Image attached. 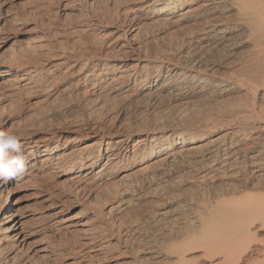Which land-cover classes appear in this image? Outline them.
<instances>
[{"label": "bare ground", "instance_id": "bare-ground-1", "mask_svg": "<svg viewBox=\"0 0 264 264\" xmlns=\"http://www.w3.org/2000/svg\"><path fill=\"white\" fill-rule=\"evenodd\" d=\"M98 1L60 0L61 12L76 15L71 24L67 20L68 27L61 22L66 13L56 10L57 40L47 24L16 15L14 0H0V132L20 137L26 161L22 176L0 181V264H25L21 256L33 253L48 258L55 250L45 239L57 232L81 239L78 254L71 253L72 261L65 264L106 262L115 251L113 239L103 240L101 233L80 231L61 219L62 202L47 193L51 189L35 186L41 178L71 177L95 199L93 192L110 183H128L150 169L172 175L173 167L186 160L193 162L186 173L192 175L191 184L215 187L221 180L217 185L221 193L190 206L178 235L149 239L144 251L137 246L138 260L143 255L147 264H264V0H120L124 4L108 14H101L103 4L109 11L118 0H104L102 7ZM12 23L18 29L28 23L33 28L14 32ZM87 37L94 42L90 53ZM64 85L71 93L82 94L89 109L100 106L102 96L123 97L131 104L134 97L167 94L200 107L179 113L175 128L155 124L143 130L120 124L122 134L113 131L116 119L104 132V120L84 128L68 126L67 121L52 128L48 118L33 115L30 104L27 110L14 112L15 100L23 95L43 97L41 104L44 98L45 103L61 102ZM214 99L228 106L219 111ZM37 101L35 112L40 109ZM8 113L17 115L12 119ZM194 113L201 121L191 123ZM202 121L205 125H200ZM186 174L178 180L184 181ZM31 182L33 203L10 199L14 188ZM116 191V196L112 192L116 201L110 199V205L97 211L99 218L133 204L130 198L117 200ZM116 257L114 261L119 260Z\"/></svg>", "mask_w": 264, "mask_h": 264}, {"label": "rangeland", "instance_id": "rangeland-1", "mask_svg": "<svg viewBox=\"0 0 264 264\" xmlns=\"http://www.w3.org/2000/svg\"><path fill=\"white\" fill-rule=\"evenodd\" d=\"M44 1H46V2H44ZM59 1L50 0V2H49V0H14L13 11L15 10L14 13H16V15H23L24 14L26 17L31 16L29 18L30 19L33 18L32 20H34L35 22H37V23L43 22L44 24H47L46 27L48 28V26H49V30H51V32L55 31V33L53 34L54 35L53 39H57V38L59 39V37H57V36H60V35L56 34L57 28H54L56 26V24H58L57 19H55L56 10H58V8H60L59 12H61V10H62L61 6L57 4ZM61 1H63V0H61ZM122 1L124 2L126 0H122ZM122 1L118 0L116 3L113 2L112 4H110L109 8H112V9H110L109 11L104 8L105 7V4H103L104 0L103 1L99 0L97 6H101L103 4V7L101 6L102 7V9H101L102 13L101 14H108L110 12L114 13L115 9H117L119 7L120 2H121L120 6H122L124 4V3H122ZM65 3H66V1L63 4H65ZM48 6H50V7H48ZM52 11H53V13H52ZM49 12H50V15H49ZM64 12L62 11L61 14H63ZM103 12H106V13H103ZM65 13L66 14H63L64 16L63 15L61 16V17L65 18V19L61 18V22H63V20H64L63 23L66 22L65 24L69 27L70 26L69 24H71L72 21L74 20L72 17H75L74 15H76V13H71L70 11H66ZM37 16H38V18H37ZM34 17H36V18H34ZM51 17L57 22L55 23V21L54 20L52 21V19L49 20ZM44 20L47 23L44 22ZM67 20L70 21L69 24H68ZM48 22H50L49 25H48ZM12 24L11 25L14 26V32H20V33H23V30L25 31L26 30L25 27H28V25H30L29 27H32V24L28 23L27 25H25L23 27H19V29H18L15 26L16 24L15 25H14V23H12ZM51 24L53 27L51 26ZM85 42H84L85 46L87 45L86 47H88L89 53L92 52L91 48H92V45L94 43L92 38L87 37L85 39ZM13 79L14 78H9V80H11V81ZM4 84H8V82L5 81ZM4 84H2V85H4ZM62 89L65 92L64 97H62L61 102L58 101L57 104H56V102L47 101L49 103L48 104L49 106H48L47 102L45 103V98L41 104L40 100L43 99V97L37 96V97L32 99V98H30L31 97L30 95L29 96L25 95V97H23L24 96L23 95V96H21V98H17L15 100L16 101L15 107H14L15 111L14 110L13 111L14 112H18V111L22 112L23 110H27V107L30 104L28 109L33 110V112H34L33 115L35 116V114H36V116L38 118H41V116L48 118L46 120L49 124L51 123L50 125L52 126V128H55V127L58 128L60 124L62 125V124H66V123H67L66 125H68V126H74V127L79 126L81 128H84L85 125H88L89 123L91 124V122H98L99 121V123H102V121L104 120L103 124L101 126L102 127L101 129L104 132H108L110 130V128L113 127V124L115 125V123H114L115 121H116L117 126L120 124H123V125L126 124V126L128 128H131V129H135L136 126L138 127V125H139V127H141L143 130H149V129L155 127L156 125L158 126V125H163V124H165L164 126H167L168 128H170V127L175 128L179 124L178 120L176 119V117L179 116V113L181 114L182 112L187 111V110L193 111L194 109L196 110L197 108L200 107V103L199 104L198 103H195V104L194 103H190V104L188 103L189 104V106H188L187 104H184L181 100L179 102L176 99H169V96L167 94L166 96L164 95V96H156V97L152 96L151 98H138V100L137 99L135 100V97H134V100H133V102L131 101V104L129 103L128 100H125V98H123V97H115V98L111 97V99H110V98L102 96L100 98L101 105L98 106L97 108H90L89 109L88 104L83 102L84 98H83L82 94L71 93V91L69 89V85H64L62 87ZM70 97H71V99H70ZM76 97H77V99H76ZM18 99L19 100L21 99L20 102H17ZM24 99L28 100V101L25 102ZM37 100L39 101V104H38ZM69 100H71V101H69ZM113 100H115L114 103H113ZM214 100H216V99H214ZM214 100L212 101L214 103L213 105H217V108L219 107V111H220V108L224 107L227 103V102L225 104L223 103V105H222V102H223L222 99L218 102H217V100L214 102ZM36 101H37L38 109L40 107V109L37 110V112H35L37 106L35 105L36 103H34ZM62 102H63V104H62ZM64 103L66 104L65 106H64ZM22 104L23 105L26 104V105L23 107ZM34 106H35V108H34ZM226 106H228V105H226ZM18 107H20L21 111ZM47 107L50 110L47 109ZM41 108L43 110H41ZM55 109H56V111H55ZM83 110H84V112H83ZM86 110L88 111L87 114H86ZM222 110H221V112H222ZM38 111H39V114H38ZM52 111H53V113H52ZM224 111L225 110H223V112ZM50 112H51V114H50ZM223 112H222V114H223ZM10 113H13V112L11 111ZM57 114H59V115H57ZM13 115L11 116V114L8 113V115L6 117H11L12 119H14L16 117L17 113H14ZM193 115L194 116H193V119L191 120V123L193 120H200L201 121V115L200 114L194 113ZM32 116H30V117H32ZM1 119H2V117H1ZM100 119H101V121H100ZM162 119H164L165 121H163ZM113 120H115V121L113 122ZM157 120H159L161 122L163 121L165 123H163V122L161 123L159 121L157 122ZM58 121H59V123H58ZM122 121L125 123H123ZM52 123H54V124H52ZM204 123L205 122L202 121V122H200V125H205ZM113 128H114L113 131L115 130L114 132H116V129H118L119 131H117V133H119V134L123 133L122 132L123 129L120 130L119 126L113 127ZM184 162L182 164L180 163L179 165L177 164L173 167L174 172H172V175L169 172L165 173L163 171H160L159 169H156L157 171L155 169L153 171H152V169H150V171L148 170L149 172H147V173L143 172V174L140 173L139 176H138V174H136V176H133L132 177L133 180L130 179L131 182L129 181L128 183H125L126 186L124 183L123 184L119 183L120 185L117 183L116 184L114 183L113 184L114 186L110 183L112 186L109 184L108 185L109 187L107 186L104 189H101L102 191L101 190L100 191L95 190L93 192L96 194V197H97L95 199H91L88 197V194H89V193L87 194V192H89L88 190L87 191L80 190L78 188V185L76 184V182L71 180V177H69V178L68 177L58 178L56 176H46V178H44V179L41 178L42 181H40L41 179L38 181V183L36 181V183L38 185L36 184L35 186H36V188L38 186V188H41L44 190L45 189L47 190V188L51 189V190L48 189L49 191H47V193L49 192L50 194H52L57 199V201L62 202L61 206L62 205L63 206L62 207L60 206L61 211H62L61 212V219H64V220L66 219L70 223H73L74 225H76L75 227L78 229L82 228L80 231H82L83 229L86 228L85 230L91 229L94 233L99 232L102 234V235L101 234L100 235L102 236L103 240H105V239L107 240L110 238L113 239L112 244L114 245L113 249H115V251L107 256L106 262H104L105 259L104 260L102 259L104 264H147L146 263L147 261H145V257H143V255H142V258L138 260V256H140V254H139V252L136 253L135 248L137 246H141V250L144 251V249L147 247L146 242L149 239H152L155 241H160V240H164L168 234H171L174 236L178 235L180 232V228L185 223L187 217L191 214L190 206H192L193 204H195L197 202H200L204 198H205V200L210 199L212 201L214 199V197H216L219 193H221V192H219V189H217V185H219L221 183L220 182L221 180L216 181L217 183H216L215 187L214 186H212V187L211 186H208V187L201 186L200 187L199 185L191 184L190 182L193 181L192 180L193 178H192V175H188V174L193 169V162L190 160H186ZM186 173H188V174H186ZM182 174L183 175L186 174V176L188 175L191 178L188 176L187 177L184 176V181L183 180L179 181L178 177L183 176ZM161 175H164V176H161ZM176 175H177V177H176ZM137 176H138V178H137ZM140 176H143V177L141 178ZM47 177H49V178H47ZM179 179H182V178H179ZM134 181H136V182H134ZM33 184H34V182L32 184L25 186L24 188L23 187L22 188L21 187L20 188L19 187L14 188L15 187L14 186L13 187L14 189L11 191V194H10V199L23 200L24 205H26L28 203H30V204L33 203V201H34L33 197L30 198V196L33 195V193H32L33 190L35 189V188H33V186H34ZM39 184H42V185H39ZM30 185H32V186H30ZM76 185H77V187H76ZM120 186H121V188H120ZM116 187L119 189L118 192L120 193L119 197L117 196L118 197L117 200H120V199L122 200V198L124 200H128L130 198L129 200L133 201V202H131L133 204H131L128 209L126 208L125 211L116 210L118 213L116 211L113 212L114 213L113 215L112 214L109 215V214L105 213V214H107V216H104L105 218L104 217L99 218V216L97 215L98 212L102 211V209H105L108 205H110L113 198H115L114 195L116 196V194H118V193H116L117 192L116 190H118ZM127 187H129V188H127ZM114 188H115V190L112 191ZM126 188H127L126 191L128 193H126V195H123V197H122L121 194L125 191L124 189H126ZM77 190H78V192H77ZM63 192H65V193H63ZM110 192L111 193L115 192V194L113 195V193L111 194ZM108 194L110 195L109 199H107L109 196ZM133 195H135V196L133 197ZM26 199H28V201ZM110 199H112V200L109 202ZM114 200L116 201V199H114ZM63 203H65V204H63ZM57 233H53L52 236L49 235L50 236L48 238L49 240L45 239L48 241V242L47 241H45V242H47L50 245L51 251L55 250V252H56V253L54 252L55 254L53 253L48 258H40L37 253H35V254L33 253L32 255L26 254V256H23L24 259L21 256L20 262L21 263L24 262L25 264H63V263L65 264V263L71 262L72 258L69 257V255L71 253L72 254L70 256H72V255L74 256V255L78 254L76 252H78L79 248H81V246L79 245L81 239L79 238L78 234H76V235L68 234L67 235L64 232H63V234H61L62 232L61 233L57 232ZM118 242H120L121 244H118ZM76 249H77V251H76ZM73 253H76V254H73ZM121 254H124V255H121ZM57 256H58V258H57ZM65 256H66V258H64ZM115 257L119 258V260L114 261ZM99 260H101V259H99ZM99 260L98 261L96 260L97 263L98 264L102 263L101 262L102 260L101 261H99ZM93 262H94V260L89 262V263L92 264ZM97 263H95V264H97ZM86 264H88V263H86Z\"/></svg>", "mask_w": 264, "mask_h": 264}, {"label": "clouds", "instance_id": "clouds-1", "mask_svg": "<svg viewBox=\"0 0 264 264\" xmlns=\"http://www.w3.org/2000/svg\"><path fill=\"white\" fill-rule=\"evenodd\" d=\"M20 137L14 132H0V181L22 176L26 171V161L21 155Z\"/></svg>", "mask_w": 264, "mask_h": 264}]
</instances>
